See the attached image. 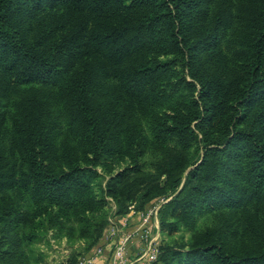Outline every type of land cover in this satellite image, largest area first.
<instances>
[{"label":"trees","instance_id":"1","mask_svg":"<svg viewBox=\"0 0 264 264\" xmlns=\"http://www.w3.org/2000/svg\"><path fill=\"white\" fill-rule=\"evenodd\" d=\"M232 24L249 36L228 62L211 49ZM176 59L189 80L169 82ZM147 150L106 193L160 198L159 230L189 231L155 264H264V0H0V242L46 214L93 244L91 165Z\"/></svg>","mask_w":264,"mask_h":264},{"label":"rangeland","instance_id":"2","mask_svg":"<svg viewBox=\"0 0 264 264\" xmlns=\"http://www.w3.org/2000/svg\"><path fill=\"white\" fill-rule=\"evenodd\" d=\"M248 36L249 29L245 24H232L226 29L225 33L220 37L219 42L211 49V51L220 53L221 56L228 61L226 56H228V52L231 50L230 48L241 49L246 47ZM167 58L171 57L168 56ZM182 75L185 80H189L186 76L185 70L181 71L176 59V63L173 64V70L169 76V82H174L176 79L181 78ZM168 91L169 90H167V93ZM179 92H182V90L180 85H177L175 91L169 95L168 99H175L178 97ZM168 142H170V140ZM199 146L200 145L191 146L186 150L193 156L194 160L199 157ZM156 154H158L157 151L147 150L139 156L137 160L129 155L100 156L91 165L92 170H94L96 174L92 182V189L96 193V198L101 196L104 200L102 211L98 209L92 213L96 222V227H99L101 224L103 225L104 216L102 232L93 244H91L93 237L85 238L77 236L75 231L77 222L74 219H69L68 222L56 225L55 223H50L48 221V216L43 214L36 217L33 222H27L24 225L19 223L17 228L10 233L14 236V240L0 242V252L5 251L13 254L12 259H10L11 264H14L15 259L22 264H61L64 262L75 261L76 257H78L81 252L99 244L100 238L102 237H104L106 242L109 232L117 234L116 232L122 231L121 235L118 234V240L122 239L125 233L137 229V231L132 234L131 241L140 245V243H144V240L141 239L142 237L139 238L142 236L140 235L141 232L144 230L148 231V234L153 238V242L156 244L157 250L158 245L161 243L176 244V241L187 240V237L189 236V231L187 230L179 229L173 233L161 232L159 230L157 219L158 208L155 213L151 211L152 213L149 215V218L143 221L146 213L149 212L152 208L151 206L158 200V198L141 206V204H143V199L141 198L140 193H137L136 195L134 194L131 201H126L127 203L123 210V208H120V205L124 202L120 201L118 208L114 199L106 193V182L117 172L129 168L134 161L142 170H150L151 163L157 156ZM113 196L120 198L117 190L113 191ZM8 197H12L13 199V194H8ZM14 204V202L10 201L6 203V206L7 208H13L15 206ZM24 207H26V205ZM24 207L21 206L20 208ZM219 212L225 213L223 210ZM51 213H53V211H51ZM154 214L155 216L153 217ZM216 214L220 213L212 211L198 216L195 228L199 229L202 226L207 225L212 220L213 215ZM69 226H71V230L68 229ZM124 230H127V232H124ZM69 234L71 236H68ZM1 236L2 235L0 234V238ZM6 258L7 255L6 257L0 258L1 264L7 262L8 259Z\"/></svg>","mask_w":264,"mask_h":264},{"label":"built area","instance_id":"3","mask_svg":"<svg viewBox=\"0 0 264 264\" xmlns=\"http://www.w3.org/2000/svg\"><path fill=\"white\" fill-rule=\"evenodd\" d=\"M162 199H158L155 203L151 206L152 208L146 213L143 221L149 218V215L156 212L157 208L159 207ZM155 214L153 215V217ZM154 220V219H153ZM137 229H134L132 232H127L123 235L122 239H118L114 246L111 248L108 256H109V264H132V261H128L126 259V249L127 244L131 241L132 234L136 232ZM142 236L139 238L144 240L143 249L138 255V258L142 259V264H155L157 260L158 250L156 248V244L153 242V238L150 237L148 231L141 232ZM134 236V235H133ZM105 242L104 237L100 238V243L94 247L89 248L86 252L80 254L76 257L73 263L64 262L61 264H92L95 257L101 255L103 253V244Z\"/></svg>","mask_w":264,"mask_h":264},{"label":"crops","instance_id":"4","mask_svg":"<svg viewBox=\"0 0 264 264\" xmlns=\"http://www.w3.org/2000/svg\"><path fill=\"white\" fill-rule=\"evenodd\" d=\"M124 232H127V230H124ZM117 234H113V232H109L108 233V237H107V241L104 242L103 244V253L97 257H95V259L93 260L92 264H109V252L111 250V248L113 247V245L117 242V237L118 234L121 235V232H116ZM143 244L140 243L137 244L134 241H131L130 243H128L127 245V253H126V259L128 261H132V264H142V259L138 258L139 253L141 252V250L143 249Z\"/></svg>","mask_w":264,"mask_h":264}]
</instances>
